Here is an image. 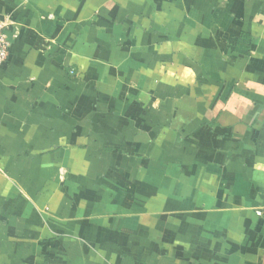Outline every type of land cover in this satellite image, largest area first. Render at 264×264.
Returning a JSON list of instances; mask_svg holds the SVG:
<instances>
[{"label": "crops", "instance_id": "1", "mask_svg": "<svg viewBox=\"0 0 264 264\" xmlns=\"http://www.w3.org/2000/svg\"><path fill=\"white\" fill-rule=\"evenodd\" d=\"M0 23V264H264V0Z\"/></svg>", "mask_w": 264, "mask_h": 264}, {"label": "built area", "instance_id": "2", "mask_svg": "<svg viewBox=\"0 0 264 264\" xmlns=\"http://www.w3.org/2000/svg\"><path fill=\"white\" fill-rule=\"evenodd\" d=\"M9 43L4 33V24L0 23V66L6 61Z\"/></svg>", "mask_w": 264, "mask_h": 264}]
</instances>
